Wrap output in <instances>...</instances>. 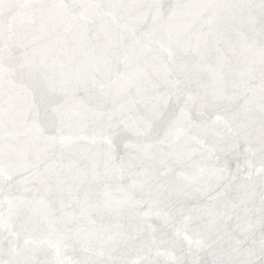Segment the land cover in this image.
<instances>
[{"label":"snow or ice","instance_id":"obj_1","mask_svg":"<svg viewBox=\"0 0 264 264\" xmlns=\"http://www.w3.org/2000/svg\"><path fill=\"white\" fill-rule=\"evenodd\" d=\"M0 264H264V0H0Z\"/></svg>","mask_w":264,"mask_h":264}]
</instances>
